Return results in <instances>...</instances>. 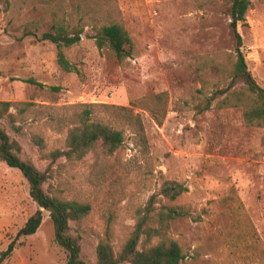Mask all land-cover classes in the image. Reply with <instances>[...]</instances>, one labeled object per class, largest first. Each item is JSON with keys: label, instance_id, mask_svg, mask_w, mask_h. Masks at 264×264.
<instances>
[{"label": "rangeland", "instance_id": "obj_1", "mask_svg": "<svg viewBox=\"0 0 264 264\" xmlns=\"http://www.w3.org/2000/svg\"><path fill=\"white\" fill-rule=\"evenodd\" d=\"M248 1L237 30L247 69L264 89V0ZM85 2L104 0H0V102L10 105L0 127L46 174L48 194L89 205L69 223L81 259L94 263L105 237L120 249L154 195L156 208L189 213L170 224L180 264H264V126L247 124L243 106L230 104H253L242 81L202 110L230 82L231 0H109L134 45L123 60L85 38L107 22L76 9ZM53 13L84 26L80 42L63 49L80 75L63 72L55 44L41 40L53 32ZM86 104L110 107H93L92 119L121 131V147L109 153L97 143L79 160H53ZM165 181L186 190L169 201L159 194ZM37 209L26 179L0 159V253ZM65 263L43 210L36 233L20 237L3 262Z\"/></svg>", "mask_w": 264, "mask_h": 264}, {"label": "trees", "instance_id": "obj_2", "mask_svg": "<svg viewBox=\"0 0 264 264\" xmlns=\"http://www.w3.org/2000/svg\"><path fill=\"white\" fill-rule=\"evenodd\" d=\"M108 6L109 0H104L99 5H94L93 2H85L83 6L76 5V9L83 8V11L89 10L92 16L98 15L107 19L104 24L91 25L93 34L85 36V38L93 40L99 51L105 49L118 60H123L131 56L134 50L133 41L120 19V12ZM249 6L250 2L248 0H231L230 27L236 41V48L228 73L230 82L225 89L216 91L211 98L207 99L202 110L210 107V101L216 95L226 94L235 86L237 81H242L246 97L253 104L245 107L241 97H237L236 103L230 104L243 106V117L247 124L264 126V89L256 83L247 69L241 51L242 38L237 30L238 23L245 20L244 16ZM53 16L55 18L52 25L53 32L44 33L41 40L55 44L57 64L63 72L80 75L79 70L65 57L63 49L71 48L80 42L84 26H71L65 17L58 18L56 13H53ZM9 106V103L0 102V120L4 117ZM82 107V111L77 115V123L68 130L65 141L66 148L62 151L56 150L50 153L49 156L53 160L58 158L79 160L92 150L97 143H101L109 153H113L121 147L123 143L121 131L100 120L92 119L93 107H110L101 104H86ZM117 109L126 111L124 108ZM19 152L17 143L0 127V159L8 167L20 171L28 182L30 198L38 206V209L28 217L22 228L17 232L14 240L0 253V264H3L10 256L15 242L20 237L36 233L42 222V210L47 211L52 220L54 241L66 253L65 264H180L183 260L181 248L170 237L169 230L171 221L188 217L189 213L178 206L161 205L156 208L154 206V195L150 197L143 209L136 212V222L133 230L120 249L115 250L109 238L105 237L96 246L95 262L89 263L82 260L79 238L70 233L69 223L85 216L89 212V205L48 194L44 190V183L47 179L46 174L30 161L23 159ZM185 190L177 182L165 181L159 194L169 201H175Z\"/></svg>", "mask_w": 264, "mask_h": 264}]
</instances>
